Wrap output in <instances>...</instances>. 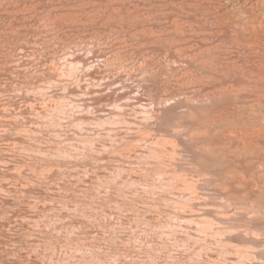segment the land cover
<instances>
[{"label":"rangeland","instance_id":"obj_1","mask_svg":"<svg viewBox=\"0 0 264 264\" xmlns=\"http://www.w3.org/2000/svg\"><path fill=\"white\" fill-rule=\"evenodd\" d=\"M0 1V264H264L263 160L223 139L264 119L262 0ZM114 67L142 105L86 94Z\"/></svg>","mask_w":264,"mask_h":264},{"label":"bare ground","instance_id":"obj_2","mask_svg":"<svg viewBox=\"0 0 264 264\" xmlns=\"http://www.w3.org/2000/svg\"><path fill=\"white\" fill-rule=\"evenodd\" d=\"M5 1V0H4ZM9 1V0H8ZM22 1V0H21ZM20 0H19V2H21ZM27 1V0H26ZM32 1V0H31ZM33 1H35V0H33ZM48 1V0H47ZM51 1V0H50ZM29 2V1H28ZM37 2V1H36ZM39 2H41V0L39 1L38 0V3ZM59 2H61V4H63V5H69L70 4V0H62V1H59ZM261 3H260V5H258V3L257 4H251V9H249V8H247V7H245V9H244V15L246 14V15H248V17L251 19L252 18V24H253V26H254V28H255V30L257 29L258 30V28H263L264 27V0H262V1H260ZM0 3H1V1H0ZM5 3H6V1H5ZM9 3H10V1H9ZM12 3H13V0H12ZM12 3H10V4H12ZM17 3V2H16ZM22 3V2H21ZM21 3H20V5H21ZM33 3H35V2H32V4ZM51 3V2H50ZM250 3V2H249ZM9 4V5H10ZM14 4H15V1H14ZM17 4H19V3H17ZM59 4V3H58ZM219 4V3H218ZM2 5V4H1ZM26 5V4H25ZM34 5V4H33ZM36 5V4H35ZM72 5V4H71ZM80 5V4H79ZM7 6V5H6ZM14 6H16V5H14ZM18 6V5H17ZM29 6V11H27L24 7L23 8H21L22 6H20V9L22 10L23 9V11L24 10H26V12H28V14L29 15H25V16H22V15H24V14H22L20 17H26V16H31V17H26V19L27 20H32V19H30V18H33L32 17V14L34 13H36V12H38L39 11V8H38V10L36 9V7L35 6H32L31 8H30V4L28 5ZM28 6H26V7H28ZM61 6V9H60V11H64V10H66L67 8H65L64 6L62 7V5H60ZM60 6H59V8H60ZM221 6V5H220ZM4 7V6H3ZM19 7V6H18ZM17 7V8H18ZM69 7H71V6H69ZM74 7V6H73ZM228 7V6H227ZM5 8V7H4ZM8 8H9V6H8ZM42 8V7H41ZM75 8V7H74ZM256 8V9H255ZM58 9V8H57ZM255 9V10H254ZM9 10V9H8ZM41 10V9H40ZM53 10V9H52ZM6 11V10H5ZM17 11H19L18 9H17ZM16 11V12H17ZM259 11H263L262 13H260ZM7 12V11H6ZM6 12H5V14L4 15H6ZM12 12V11H11ZM2 14H3V12H1ZM13 13V12H12ZM21 13V12H20ZM66 13V12H65ZM69 13V12H68ZM10 14V13H9ZM14 14V13H13ZM26 14V13H25ZM60 14V13H59ZM15 15V14H14ZM19 15V14H18ZM37 15V14H36ZM35 15V16H36ZM61 15H63V14H61ZM74 15H77V14H74ZM13 16V15H12ZM34 16V17H35ZM39 16V15H38ZM42 16V15H41ZM51 16V15H50ZM59 16V15H58ZM58 16H57V18H58ZM66 16V15H65ZM156 16V15H155ZM253 16H256V17H253ZM14 17V16H13ZM12 17V18H13ZM68 17V16H67ZM66 17V18H67ZM16 18V17H15ZM17 18H18V16H17ZM36 18V17H35ZM41 18V17H40ZM59 18H61V17H59ZM63 18V17H62ZM61 18V19H62ZM69 18H70V16H69ZM72 18V17H71ZM240 18V17H239ZM14 19V18H13ZM23 19V18H22ZM46 19V18H45ZM49 19V18H48ZM65 19V18H64ZM16 20V19H15ZM34 20V19H33ZM73 20V19H72ZM7 21V20H6ZM24 21H26V20H24ZM12 22V21H11ZM45 22V21H44ZM74 22V21H73ZM224 22V21H223ZM3 23H4V21H3ZM10 23V22H9ZM8 23V24H9ZM25 23V22H24ZM29 23H31V22H29ZM48 23H50V22H48ZM54 23V22H53ZM7 24V25H8ZM26 24V23H25ZM32 24V23H31ZM78 24V23H77ZM36 25V24H35ZM54 25V24H53ZM56 25V24H55ZM185 25V24H184ZM188 25V24H187ZM229 25V24H228ZM10 26V25H9ZM251 26V25H250ZM11 27H12V25H11ZM133 27V26H132ZM1 28V27H0ZM54 28V27H53ZM56 28V27H55ZM231 28V27H230ZM251 28H252V26H251ZM14 29V28H13ZM25 29V28H24ZM62 29V28H61ZM253 29V28H252ZM79 30V29H78ZM182 30V29H181ZM230 30H232V29H230ZM55 31V30H54ZM63 31V30H62ZM67 31V30H66ZM253 31H254V29H253ZM59 32V31H58ZM255 32H257V31H255ZM45 33V32H44ZM34 35V34H33ZM51 35V34H50ZM156 35V34H155ZM255 35V39H256V41L257 42H255V43H251L248 47H247V50L249 51L248 52V57L249 58H251L252 60H253V66H252V69L251 70H256L257 72H255V73H257V76L259 77V79H260V81H262L261 83H263L264 84V66L262 65V62H264V37H261V35L259 36V34H257L258 35V37H257V35L256 34H254ZM52 36H53V34H52ZM57 36V35H56ZM62 36V35H61ZM111 36V35H110ZM181 37V36H180ZM37 38V37H36ZM47 38V37H46ZM53 38H55V37H53ZM106 39V38H105ZM185 39V38H184ZM194 40V39H193ZM106 41V40H105ZM110 41V40H109ZM205 41V40H204ZM254 41V40H253ZM38 42V41H37ZM114 42V41H113ZM115 43V42H114ZM113 43V45L110 47V49H113V48H115L116 49V47H114L115 46V44ZM85 44V43H84ZM101 44V43H100ZM108 44H109V42H108ZM195 44V43H194ZM199 46V45H198ZM76 47H78V46H76ZM195 47V46H194ZM109 47H107V50L106 49H102V51L101 50H99L98 49V47L96 48L95 47V58H97V60L99 61L100 59H102L103 61H106L107 62V64L110 66V64H111V62H110V60H109V57H107V53L109 54V49H108ZM119 49V48H118ZM105 50H106V53H105ZM107 51H109V52H107ZM118 51V50H117ZM116 51V52H117ZM93 52V51H92ZM111 54H112V52H111ZM123 60V59H122ZM251 60V61H252ZM147 61V60H146ZM119 62V61H118ZM236 62H237V60H236ZM146 63V62H145ZM106 65V64H105ZM104 65V66H105ZM122 65V64H121ZM136 65V64H135ZM88 66V65H87ZM107 66V65H106ZM112 66V65H111ZM145 66V65H144ZM108 67V66H107ZM122 67V66H121ZM115 68V67H114ZM114 68H108L105 72H99V71H94L93 73H89V75L88 76H90L91 77V79H94V81L96 80L97 82L98 81H103L102 82V84L100 83V85H96L95 87H91L92 86V84H91V86H90V88L88 89L89 91H88V93H86V94H88L90 97H95V96H97V97H101L100 99H105V98H108L109 97V99L108 100H112V98H114L116 95L115 94H117V96L118 97H116V98H118V99H116V100H118V102L121 100H123L124 101V103L122 104V111H123V108L124 109H126V108H128V107H135L136 108V106L137 107H139L140 105H142V103H144V102H142V101H144V100H142L143 98L140 96V98H142V99H140V98H134V97H132V95L137 91V93L139 92V90H137L138 88H136L134 85H137V83H139V85H140V87H141V85L143 84L142 83V81L141 82H139L140 80H139V78L137 79L136 77H135V75H134V73H133V75H134V78H133V76H132V74H129L127 71V76L128 77H130L131 79H133L134 81H136V82H134V85H133V81L131 82L132 83V85L130 84V85H127L126 83L127 82H125V81H127V79L125 80V77H127V76H122L123 74H125V73H123V74H119L118 72H114V73H116V75L114 74V75H111L110 73H113V71H115L116 70V68L114 69ZM119 68V67H118ZM127 68V67H126ZM213 68V67H212ZM240 68V67H239ZM96 69V68H95ZM104 69V68H103ZM123 69V68H122ZM102 70V69H101ZM105 70V69H104ZM121 71V69H118L117 71ZM124 70V69H123ZM123 70H122V72H123ZM130 70V69H129ZM135 70V69H134ZM143 70V69H142ZM214 70V69H213ZM250 70V69H249ZM253 70V71H254ZM103 71V70H102ZM250 72V73H254V72ZM122 72H120V73H122ZM137 72V71H136ZM132 73V72H131ZM137 74V73H136ZM87 75V74H86ZM104 75H106V76H104ZM254 75H256V74H254ZM137 76V75H136ZM35 77V76H34ZM107 77H108V79H107ZM127 77V78H128ZM211 77V76H210ZM129 78V79H130ZM227 78V77H226ZM89 79V78H88ZM103 79V80H102ZM104 79H106V80H104ZM210 79V78H209ZM203 80V79H202ZM215 80V79H214ZM93 81V80H92ZM91 81V82H92ZM230 81V80H229ZM232 81V80H231ZM246 81V80H245ZM259 81V82H260ZM195 82V81H194ZM93 83V82H92ZM130 83V82H129ZM197 83V82H196ZM231 83V82H230ZM94 84V83H93ZM97 84V83H96ZM195 84V83H194ZM191 85V84H190ZM86 86V85H85ZM88 86V85H87ZM94 86V85H93ZM230 86V85H229ZM256 87H258L257 85H256ZM145 88V87H144ZM224 88V87H223ZM235 88V87H234ZM109 89L111 90V91H109ZM136 89V90H135ZM141 89V88H140ZM262 89H263V87H262ZM261 89V90H262ZM108 90V92L109 93H107L106 91ZM197 91V90H196ZM233 91V90H232ZM250 91V90H249ZM264 91V90H263ZM112 92V93H111ZM78 93V92H77ZM84 93V92H83ZM111 93V94H110ZM136 93V94H137ZM223 93V92H222ZM252 93V92H251ZM255 93V92H254ZM257 93V92H256ZM199 94V93H198ZM247 94V93H246ZM259 95L260 94H262V96H258V95H256L255 97H254V95H251V97L253 96V98H252V101H250V103L251 102H254V104H251L250 106L251 107H253L252 109H254L255 107H256V109L257 110H260V108H262V109H264V98H263V93H258ZM140 95V94H139ZM237 95V94H236ZM250 95V94H249ZM228 96V95H227ZM239 97V96H238ZM241 97V96H240ZM239 97V98H240ZM247 97V96H246ZM246 97H244L245 98V100L244 101H242V103H244L245 102V104H246V101H247V98ZM134 98V99H133ZM192 98V97H191ZM243 98V99H244ZM107 100V101H108ZM242 100V99H241ZM85 101V100H84ZM100 101V100H99ZM133 101V103H131ZM149 101V100H148ZM161 101V100H160ZM171 101V100H170ZM234 101V100H233ZM249 101H247V103L249 102ZM109 102V101H108ZM146 102V101H145ZM155 102V101H154ZM153 102V103H154ZM213 102V101H212ZM151 103V102H150ZM155 103H157V102H155ZM237 103V102H236ZM161 103L160 102H158V104H157V106H159ZM89 105V104H88ZM136 105V106H135ZM148 105V104H147ZM163 104H161V106H162ZM247 105H249V104H247ZM246 105V106H247ZM254 105V106H253ZM250 106H249V109H251L250 108ZM257 106H258V108H257ZM154 107V106H153ZM224 107V106H223ZM248 107V106H247ZM260 107V108H259ZM85 108V107H84ZM104 108V107H103ZM115 109V108H114ZM138 109V108H137ZM155 109H158V108H155ZM256 109H254V110H252V111H254L255 113H256V115H255V117H254V114H253V119L254 120H256V122H257V120L259 119V117H258V119H255V118H257L256 116H260V115H258L257 114V111H256ZM160 110V109H159ZM98 111H102V113L103 112H105V114H110V115H116L115 114V111L114 110H109L110 112L109 113H107V111L106 110H104V109H101V110H98ZM137 111H139V110H137ZM155 111V110H154ZM130 112V111H129ZM141 112V111H140ZM156 112V111H155ZM225 111H223V113H224ZM261 112H263V111H261ZM260 112V113H261ZM251 114H252V112H250ZM159 114V113H158ZM215 114V113H214ZM228 114V113H227ZM230 114V113H229ZM234 114H235V112H234ZM264 114V113H263ZM263 114H261V115H263ZM117 115H119V114H117ZM121 115V114H120ZM128 115V114H127ZM215 115H217V114H215ZM231 115V114H230ZM123 116V115H122ZM233 116V115H232ZM252 116V115H251ZM84 117V116H83ZM238 117V116H237ZM263 117V116H262ZM260 118V119H263V118ZM85 118V117H84ZM89 118V117H88ZM227 118V117H226ZM249 118H250V116H249ZM90 119H92V118H90ZM97 119V118H96ZM252 119V120H253ZM259 119V120H260ZM131 120V119H130ZM249 120V119H248ZM237 122H239L238 120H236ZM235 121V122H236ZM261 121H263L262 123L260 122H257V124L256 123H254V126L252 125L253 124V122H255V121H252V123H251V125L252 126H248V128H246V127H244V124H242V127H244V128H239L240 127V124H238L239 126L237 127V128H239V129H226V131H227V137H223V139H225V144H226V146H227V144H229L228 145V151L231 153L230 155H227L228 156V159H229V165L231 164V162H234L235 160L238 162V163H240V164H243L245 161H248V159H252V158H256V159H260V160H263V161H260L259 163H260V165H253V166H255V168L252 166L250 169H251V171H253L254 172V170H256L258 173L260 172V173H262V174H264V119L263 120H261ZM207 122V121H206ZM216 122V121H215ZM205 123V122H204ZM222 123V122H221ZM241 123H243V122H241ZM210 124H212V122L210 123ZM247 124V123H246ZM229 127H230V125H229ZM225 130V129H224ZM228 130H231V131H228ZM208 131V130H207ZM217 131V130H216ZM225 131V132H226ZM104 132V131H103ZM221 137V136H220ZM176 139V138H175ZM176 140H174V142H175ZM176 143V142H175ZM225 146V147H226ZM222 147V146H221ZM219 150V149H218ZM223 150V149H222ZM221 150V151H222ZM224 150H227V149H225L224 148ZM51 153V152H50ZM226 153V152H225ZM220 154V153H219ZM223 154V153H222ZM221 154V155H222ZM229 154V153H228ZM234 157V161H231V159L232 158H230V157ZM225 157V156H224ZM233 160V159H232ZM251 161H253V160H251ZM226 162H228V161H226ZM236 162V163H237ZM252 163V162H251ZM250 164V163H249ZM258 164V163H257ZM235 165V164H234ZM89 166V165H88ZM225 166V165H224ZM233 166V165H232ZM231 167V166H230ZM237 167V166H236ZM222 169V168H221ZM245 169V168H244ZM247 170V169H246ZM250 171V172H251ZM256 173V172H255ZM255 173H253V174H255ZM257 175V174H256ZM252 177H254V176H252ZM254 181V180H253ZM235 183V182H234ZM241 183V182H240ZM259 185V184H258ZM260 186H262V185H260ZM249 187V186H248ZM245 188H247V187H245ZM260 188V187H259ZM258 188V189H259ZM262 189V188H261ZM263 189H264V187H263ZM252 191V190H251ZM253 192V191H252ZM259 195V194H258ZM251 196V195H250ZM261 198V197H260ZM251 202H252V200H250ZM263 203H260L259 201H254V202H252V205H250V207H255V206H257L258 207V205H260L259 207H261V205H262ZM255 231V230H254ZM243 240V239H242ZM257 243H258V241H257Z\"/></svg>","mask_w":264,"mask_h":264}]
</instances>
